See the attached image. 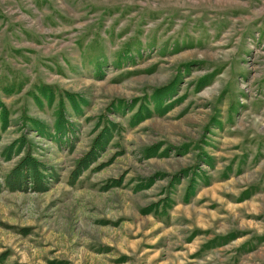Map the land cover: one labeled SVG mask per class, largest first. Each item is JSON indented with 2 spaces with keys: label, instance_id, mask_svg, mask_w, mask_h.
<instances>
[{
  "label": "rangeland",
  "instance_id": "obj_1",
  "mask_svg": "<svg viewBox=\"0 0 264 264\" xmlns=\"http://www.w3.org/2000/svg\"><path fill=\"white\" fill-rule=\"evenodd\" d=\"M1 253L264 264V0H0Z\"/></svg>",
  "mask_w": 264,
  "mask_h": 264
},
{
  "label": "trees",
  "instance_id": "obj_2",
  "mask_svg": "<svg viewBox=\"0 0 264 264\" xmlns=\"http://www.w3.org/2000/svg\"><path fill=\"white\" fill-rule=\"evenodd\" d=\"M137 117V115H133V122H131L129 124V127L131 126H134L135 124V118ZM106 131L104 130V135L103 133L101 135L104 136V140L102 141V143H100V145H105L109 140H110V137H111V130L114 128V126H109V127H106ZM57 130V129H56ZM94 144H92V148L93 146H95L96 144H99V142L97 141H94L93 142ZM91 148V147H90ZM101 149L100 147L98 148V150ZM90 150V149H89ZM97 150V149H96ZM147 151L150 150L149 149H146ZM92 151V150H90ZM90 151H88L86 154H84V156H82L79 161H78V165L76 166V170L73 172L72 176L68 178V184H72L73 181L76 179V177H78L80 175V173L86 169L88 167V165L90 164V162L94 161V159L97 157V156H94L93 159L92 158H87L89 155H90ZM25 163V160L21 163L22 165ZM29 164L30 165H34L33 162L29 161ZM26 166V165H25ZM27 168V167H25ZM23 172H24V175L26 176V172L27 170H24L23 169ZM21 176H22V172H20L18 175L14 176V170L13 172L11 173L9 179L5 182L4 184V187L7 188L8 190H18V189H21L22 186H21V183L23 182V180H21ZM24 176V177H25ZM20 178V179H19ZM38 179H40V176H38ZM21 180V181H20ZM191 189L189 188L187 193L190 192ZM5 253H1L0 254V264H2V260L4 258V255Z\"/></svg>",
  "mask_w": 264,
  "mask_h": 264
}]
</instances>
